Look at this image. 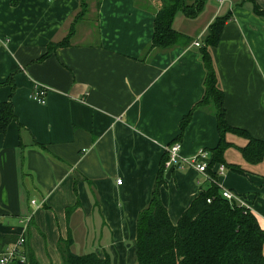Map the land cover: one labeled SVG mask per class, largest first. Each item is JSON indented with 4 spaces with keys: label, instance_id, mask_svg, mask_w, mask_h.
I'll return each instance as SVG.
<instances>
[{
    "label": "crops",
    "instance_id": "1",
    "mask_svg": "<svg viewBox=\"0 0 264 264\" xmlns=\"http://www.w3.org/2000/svg\"><path fill=\"white\" fill-rule=\"evenodd\" d=\"M86 2L70 34L81 0H0V104L10 102L16 116L0 132V253L26 233L25 249L40 264H64L71 233L75 254L137 264L139 213L181 120L204 97L202 47L210 24L227 14L209 48L226 119L264 141V0H205L195 18L178 12L173 27L186 39L151 52L161 0ZM37 82L48 87L45 105L32 97ZM220 138L214 106L194 109L180 154L212 156ZM226 141L220 193L240 196L264 229V159L243 156L247 138L227 133ZM163 179L173 223L212 181L189 164L166 169Z\"/></svg>",
    "mask_w": 264,
    "mask_h": 264
},
{
    "label": "trees",
    "instance_id": "2",
    "mask_svg": "<svg viewBox=\"0 0 264 264\" xmlns=\"http://www.w3.org/2000/svg\"><path fill=\"white\" fill-rule=\"evenodd\" d=\"M16 4L18 0H11ZM87 0H81L78 13L70 34L74 32L75 23L87 13ZM161 8L156 13L154 35L150 46L153 49H168L186 39L173 27L175 16L183 12L189 18H195L204 7L205 0H196L192 5L185 0H161ZM229 15L218 17L208 28L205 45L202 47V60L206 68L205 94L193 109L181 120L179 141L189 124L194 109L213 105L215 108L220 143L211 150L208 174L211 182L206 189L191 203L177 223H173L167 207L162 202L160 187L164 183L163 173L169 158L166 150L159 169L156 185L152 192L150 204L139 213L137 219L136 257L137 264H264V229L256 214L235 200H229L220 193L217 172L212 167L215 163H224V151L230 143L226 134L234 132L249 140L240 148L243 156L250 162L264 159V141L250 136L246 130L232 127L226 119L224 92L218 85L217 72L214 67L210 47L217 46L224 25ZM69 36L61 43H51L48 52L60 45H68ZM10 102L0 104V132L15 118ZM169 144V145H170ZM231 167L244 173L237 165ZM210 199V201H208ZM19 239V238H18ZM73 238L71 233L61 249L64 264H113L110 254L104 257L96 252L75 254L71 251ZM26 245V244H25ZM28 263L40 264L35 254L27 249ZM20 263V262H16Z\"/></svg>",
    "mask_w": 264,
    "mask_h": 264
},
{
    "label": "built area",
    "instance_id": "3",
    "mask_svg": "<svg viewBox=\"0 0 264 264\" xmlns=\"http://www.w3.org/2000/svg\"><path fill=\"white\" fill-rule=\"evenodd\" d=\"M219 1L223 2L224 0ZM196 45L200 46L201 44L197 42ZM32 97L38 103L45 105L48 100V87L37 82L32 92ZM180 150L181 143L179 141H175L174 143L167 146V152L169 153V158L165 164L167 169L177 165L181 166L182 164H189L191 166H195L198 171L204 174L207 178H211L207 171L210 158V153L208 151L202 150L191 160H185L182 158ZM225 170V165L220 164L217 173L223 174ZM117 182L118 184H122V179H118ZM222 195L229 200H235L242 206L248 207V205L240 196L229 189H224L222 191ZM208 201H210V199ZM32 204H37L36 200H32ZM25 244L26 238L22 234L16 242L7 245L0 253V264H15L16 262L27 263L28 252L25 249Z\"/></svg>",
    "mask_w": 264,
    "mask_h": 264
},
{
    "label": "rangeland",
    "instance_id": "4",
    "mask_svg": "<svg viewBox=\"0 0 264 264\" xmlns=\"http://www.w3.org/2000/svg\"><path fill=\"white\" fill-rule=\"evenodd\" d=\"M228 133H233V134H236V133H234V132H228ZM236 135H238V134H236ZM240 136V135H239ZM242 137H244V136H242ZM245 138V137H244ZM24 237L26 238V233L24 234ZM18 240V239H17ZM66 241V240H65ZM128 251V254H130V252L133 250V249H130L129 247H128V249H127ZM105 252V251H104ZM105 253H107V252H105ZM102 256V255H101ZM28 263V262H27Z\"/></svg>",
    "mask_w": 264,
    "mask_h": 264
}]
</instances>
